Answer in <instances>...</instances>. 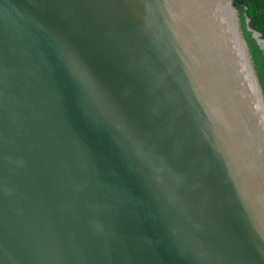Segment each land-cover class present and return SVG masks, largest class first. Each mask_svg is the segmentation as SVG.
<instances>
[{
	"label": "water",
	"instance_id": "water-1",
	"mask_svg": "<svg viewBox=\"0 0 264 264\" xmlns=\"http://www.w3.org/2000/svg\"><path fill=\"white\" fill-rule=\"evenodd\" d=\"M236 1L0 0V264H264Z\"/></svg>",
	"mask_w": 264,
	"mask_h": 264
},
{
	"label": "trees",
	"instance_id": "trees-1",
	"mask_svg": "<svg viewBox=\"0 0 264 264\" xmlns=\"http://www.w3.org/2000/svg\"><path fill=\"white\" fill-rule=\"evenodd\" d=\"M236 3L239 7V10L246 24H247V16H249L251 18V22H250L251 26L254 29L260 31L264 38V0H237ZM250 32L252 34L251 30ZM253 38L264 59V49L261 48L260 44L257 42L254 36Z\"/></svg>",
	"mask_w": 264,
	"mask_h": 264
}]
</instances>
